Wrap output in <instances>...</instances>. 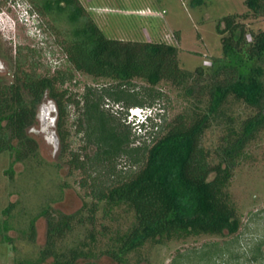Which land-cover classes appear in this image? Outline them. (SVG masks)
Wrapping results in <instances>:
<instances>
[{"label": "trees", "instance_id": "trees-1", "mask_svg": "<svg viewBox=\"0 0 264 264\" xmlns=\"http://www.w3.org/2000/svg\"><path fill=\"white\" fill-rule=\"evenodd\" d=\"M30 1L36 12L66 23L54 30L62 37L58 43L68 66L38 73L36 62L26 67L27 59L19 56V47L13 80L0 79V152L14 151L18 160L36 156L39 144L30 129L37 121L39 105L48 96L58 109V136L63 150H69L68 163L81 172L79 185L92 199L88 222L95 227L102 201L111 206L126 204L134 212L131 228L104 252L116 262L124 263L129 252L147 241L159 242L179 232H237L239 217L225 186L246 144L264 130V29L250 32L243 19L264 16V0H244L247 12L223 17V23L217 25L222 56L192 72L181 67L179 50L173 44L107 37L80 0ZM202 2L193 0L192 4ZM76 71L114 83L86 86L78 94L64 87L74 81ZM137 78L147 83L141 89ZM161 81L183 86L196 101L205 100L206 109L192 117L179 113L167 120L155 106L164 95L156 88ZM230 97L243 101L253 113L242 121L239 131H229L222 159L214 164L203 136L211 118ZM107 101L122 107L115 112L105 106ZM131 106L152 110L140 123L144 137L132 138L136 128L127 122ZM70 107L75 112L74 131L84 142L77 150L67 142ZM12 207L10 204L5 212ZM42 213L48 215V210ZM72 219L69 215L59 220L48 216V240L39 262L53 257L47 264H78L83 252L74 248L68 255L54 248L72 230ZM33 225L34 221L31 237ZM90 236L96 238L93 229Z\"/></svg>", "mask_w": 264, "mask_h": 264}, {"label": "rangeland", "instance_id": "rangeland-1", "mask_svg": "<svg viewBox=\"0 0 264 264\" xmlns=\"http://www.w3.org/2000/svg\"><path fill=\"white\" fill-rule=\"evenodd\" d=\"M20 1L21 7H17L10 0H0V79L7 83L14 78L19 47V56L27 59L26 67L36 62L38 73H53L68 66L58 43L62 37L54 30L64 28L66 23L38 12L35 24L31 20L21 21L20 12L33 4L30 0ZM192 1L80 0L107 37L173 44L179 50L181 67L191 72L198 66L207 68L213 57L222 56V35L217 25L223 23V17L248 10L244 0H204L195 5ZM243 20L250 32L264 29V16ZM36 22H40L39 26ZM135 81L138 89L147 84L139 78ZM113 83L109 78L76 71L74 81L64 87L80 94L86 86ZM156 88L164 95L155 106L160 107L158 110L164 112L167 120L179 113L192 117L206 109V101H196L183 86L161 81ZM107 103L105 106L115 112L122 107L113 101ZM252 113L253 109L243 101L230 97L211 118L203 144L211 152L212 163L221 161L229 131H239L242 121ZM74 116V108L70 107L67 142L71 149L77 150L84 142L74 131ZM132 133V138L145 136L138 130ZM30 134L39 144L35 157L18 160L14 151L0 152V264L52 262L53 257L46 262H39L38 258L48 240V216L59 220L63 215L73 217L72 230L54 248L68 255L77 248L83 252L78 264H264V130L246 144L225 186L229 202L239 217L237 232L175 233L159 242L147 241L129 252L124 263L116 262L104 252L131 228L134 212L126 204L111 206L102 201L95 215V227L88 222L92 199L79 185L81 172L73 170L68 163L69 150H63L58 136V109L50 97H45L39 105ZM10 204L13 207L6 213ZM46 209L48 215L42 213ZM92 229L94 240L90 236Z\"/></svg>", "mask_w": 264, "mask_h": 264}, {"label": "built area", "instance_id": "built-area-1", "mask_svg": "<svg viewBox=\"0 0 264 264\" xmlns=\"http://www.w3.org/2000/svg\"><path fill=\"white\" fill-rule=\"evenodd\" d=\"M145 111L151 112L152 110L140 106H131L128 108V113H127V122L131 123L136 128V130H138V132H142V134L145 131H143L144 129L140 127L139 121L143 119L144 117L143 112Z\"/></svg>", "mask_w": 264, "mask_h": 264}, {"label": "clouds", "instance_id": "clouds-1", "mask_svg": "<svg viewBox=\"0 0 264 264\" xmlns=\"http://www.w3.org/2000/svg\"><path fill=\"white\" fill-rule=\"evenodd\" d=\"M11 5L12 6H17V7H21V1L20 0H10ZM37 12L32 8V7H26L23 9L22 12H20V20L21 21H27V20H31L33 23L37 20ZM28 17V19H27ZM35 24V23H34ZM37 26H39L40 22H36ZM152 112H143V119L141 121H139L140 123L144 122L149 116H151Z\"/></svg>", "mask_w": 264, "mask_h": 264}]
</instances>
